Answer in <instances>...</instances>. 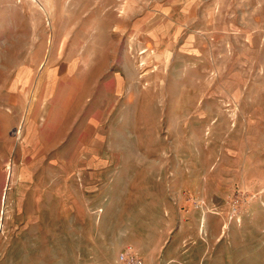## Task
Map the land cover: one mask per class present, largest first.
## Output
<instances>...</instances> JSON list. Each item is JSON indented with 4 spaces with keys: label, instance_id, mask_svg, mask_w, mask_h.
Here are the masks:
<instances>
[{
    "label": "rangeland",
    "instance_id": "rangeland-1",
    "mask_svg": "<svg viewBox=\"0 0 264 264\" xmlns=\"http://www.w3.org/2000/svg\"><path fill=\"white\" fill-rule=\"evenodd\" d=\"M130 228L264 264V0H0V264H116Z\"/></svg>",
    "mask_w": 264,
    "mask_h": 264
},
{
    "label": "crops",
    "instance_id": "crops-1",
    "mask_svg": "<svg viewBox=\"0 0 264 264\" xmlns=\"http://www.w3.org/2000/svg\"><path fill=\"white\" fill-rule=\"evenodd\" d=\"M152 235V236H151ZM162 233L156 231L155 233H149L150 239L153 238L151 241H141L136 238V231H133V228L123 233V237H121V243L124 245L129 244L134 252L144 261V264L147 262L153 261L155 252L159 251L160 248H164V245L168 241V237H161ZM165 235V234H164ZM156 241L154 242V240ZM123 245V246H124Z\"/></svg>",
    "mask_w": 264,
    "mask_h": 264
},
{
    "label": "built area",
    "instance_id": "built-area-1",
    "mask_svg": "<svg viewBox=\"0 0 264 264\" xmlns=\"http://www.w3.org/2000/svg\"><path fill=\"white\" fill-rule=\"evenodd\" d=\"M116 264H142L141 259L134 253L133 248L124 245L116 256Z\"/></svg>",
    "mask_w": 264,
    "mask_h": 264
}]
</instances>
